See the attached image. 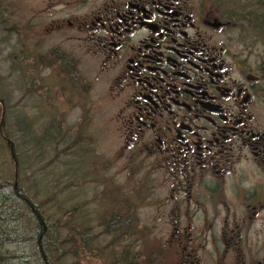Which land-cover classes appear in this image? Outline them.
<instances>
[{
    "label": "flooded vegetation",
    "instance_id": "obj_1",
    "mask_svg": "<svg viewBox=\"0 0 264 264\" xmlns=\"http://www.w3.org/2000/svg\"><path fill=\"white\" fill-rule=\"evenodd\" d=\"M34 1L29 31L3 4L0 13L31 34L33 66L57 39L53 79L107 85L121 156L144 173L131 182L130 214L156 210L160 263L264 264V43L254 22L227 0ZM14 239L0 237V264Z\"/></svg>",
    "mask_w": 264,
    "mask_h": 264
},
{
    "label": "rangeland",
    "instance_id": "obj_2",
    "mask_svg": "<svg viewBox=\"0 0 264 264\" xmlns=\"http://www.w3.org/2000/svg\"><path fill=\"white\" fill-rule=\"evenodd\" d=\"M227 1L229 9L238 13L248 16L254 11L248 0ZM0 2L5 5L4 13L29 31L35 1ZM5 19L0 13V83L2 99L8 104L4 129L16 151L14 159L0 136V185L8 182L13 187L18 174L25 195L38 210L41 206L46 218L71 225V231L64 234L73 235L74 225L89 233L92 251H80L79 260L68 256L64 264H111L112 259L114 264H161L165 232L156 210L146 203L133 218L130 214L131 182L144 173L136 172L133 167L138 164L121 156L122 138L113 125L117 109L106 98L107 85L100 81L93 82L90 90L88 86L65 87L63 76L58 77L60 81L53 79L46 68L52 64L47 52L57 39L44 42L38 67L33 66L32 57L26 54L27 47L36 46L31 34L20 35L17 31L22 29L12 23L3 26ZM253 28V35H260L264 43V32ZM84 73L92 79L91 70ZM132 223L136 225L133 229ZM23 226L17 221L5 229L18 238L23 236ZM150 227L157 230L152 232ZM27 234L23 244L1 250L7 257L13 256L7 264L39 262L31 244L34 229ZM168 264L175 262L171 259Z\"/></svg>",
    "mask_w": 264,
    "mask_h": 264
},
{
    "label": "trees",
    "instance_id": "obj_3",
    "mask_svg": "<svg viewBox=\"0 0 264 264\" xmlns=\"http://www.w3.org/2000/svg\"><path fill=\"white\" fill-rule=\"evenodd\" d=\"M248 3L254 7L251 8L254 11L252 13L250 12L248 16L245 14V18L253 21L254 27L257 29L260 27L261 31L264 32V0H248ZM257 9H260V11ZM6 24V21L2 22L3 26H7ZM2 86V83H0V118L2 119L1 123H3L0 127V136L4 142L6 141V146L14 158L16 145L13 143V139L7 134L6 129H4V123L8 117V104L2 99L4 97L2 94ZM15 162L17 161L15 160ZM15 185L18 187V191L15 190ZM10 186L8 182L0 185V206H3L0 208L1 238L9 236L7 234L8 230L5 228L12 222L22 221L24 224L21 229L23 231L21 235L23 236L15 238L14 243L22 242L23 244L25 235H28L27 233H30V230L34 229L35 235L32 237L31 244L36 247L39 261L35 264H64V260L68 256L79 260L80 251H92V243L89 241L90 235L88 232L85 233L82 230V226L74 225L75 230H73V235L64 234L63 232L65 230L71 231V225L69 223H63L61 219L51 222L41 211V206L38 210V205L36 206L32 199L27 198L25 188L22 189L18 182H14L13 187ZM21 256L25 259L24 255ZM114 263L116 261L114 262L112 259L111 264Z\"/></svg>",
    "mask_w": 264,
    "mask_h": 264
}]
</instances>
